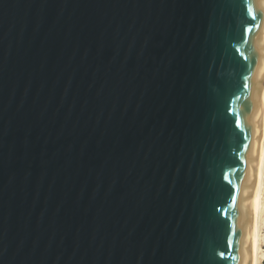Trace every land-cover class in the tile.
<instances>
[{
  "label": "water",
  "instance_id": "obj_1",
  "mask_svg": "<svg viewBox=\"0 0 264 264\" xmlns=\"http://www.w3.org/2000/svg\"><path fill=\"white\" fill-rule=\"evenodd\" d=\"M248 3L0 0V264H249Z\"/></svg>",
  "mask_w": 264,
  "mask_h": 264
},
{
  "label": "bare ground",
  "instance_id": "obj_2",
  "mask_svg": "<svg viewBox=\"0 0 264 264\" xmlns=\"http://www.w3.org/2000/svg\"><path fill=\"white\" fill-rule=\"evenodd\" d=\"M264 225V82L262 87V110L260 136L254 166V203L249 235V264H263L262 241Z\"/></svg>",
  "mask_w": 264,
  "mask_h": 264
},
{
  "label": "snow or ice",
  "instance_id": "obj_3",
  "mask_svg": "<svg viewBox=\"0 0 264 264\" xmlns=\"http://www.w3.org/2000/svg\"><path fill=\"white\" fill-rule=\"evenodd\" d=\"M261 2H264V0H261ZM245 6L247 7L249 14L252 16V19H256V15L253 14L252 5L248 3V0H245ZM260 15L261 16H264V13H260ZM250 31H251V28L250 27H247L245 29V32L246 33L250 32ZM243 42H244V44H248L249 43V40L247 38V35L245 36ZM237 51L239 52L240 49L237 48ZM241 55L244 57V59L246 61H248V63H247L248 75H246L244 77V84H243V88L248 89L250 87V79H251V76L253 74V69L255 68L256 57L253 56V57L250 58L248 55H244V53H241ZM244 98L247 99V97H244ZM236 99L239 100L240 97L237 96ZM228 111H229V114L234 115V117H235V120H234L235 126L237 128H240L241 132L244 135V139L245 140H250V131H249V129H247L246 127L242 126V124H241V113L240 112H234L231 108H229ZM246 112H247V106H245V114H246ZM248 146H249L248 144H244L243 145V147L245 149H247ZM231 171L232 172H236L237 169H232ZM224 179L228 183L233 184V187L235 189L233 191L232 195H231V201H230V205H229L230 207H234L235 204H236V201H237V192L239 191L238 185H236L233 182V180L229 179V173L228 172H225L224 173ZM218 211H222V213L226 215L228 210L227 209H218ZM229 220H231V217H229ZM232 227H233V233L232 234L234 236H238L239 233L235 230L234 226H232ZM229 246L230 247L232 246V239H231V237H229ZM220 256H221V258H224L225 257V253L224 252H221L220 253ZM235 258L236 257H232V259H235Z\"/></svg>",
  "mask_w": 264,
  "mask_h": 264
},
{
  "label": "rangeland",
  "instance_id": "obj_4",
  "mask_svg": "<svg viewBox=\"0 0 264 264\" xmlns=\"http://www.w3.org/2000/svg\"><path fill=\"white\" fill-rule=\"evenodd\" d=\"M263 234H264V225H263ZM262 250L264 252V240L262 241ZM263 264H264V259H263Z\"/></svg>",
  "mask_w": 264,
  "mask_h": 264
}]
</instances>
